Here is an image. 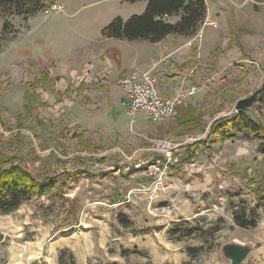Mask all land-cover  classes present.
I'll return each instance as SVG.
<instances>
[{
  "label": "rangeland",
  "instance_id": "1",
  "mask_svg": "<svg viewBox=\"0 0 264 264\" xmlns=\"http://www.w3.org/2000/svg\"><path fill=\"white\" fill-rule=\"evenodd\" d=\"M60 1L58 14L0 8V158L39 180L54 179L50 192L0 212V264H228L222 248L231 242L249 247L241 264H264V206L255 227L233 217L264 188L261 140L238 132L209 142L213 121L235 113L236 102L259 88L244 111L264 126V0H205V17L217 27L206 25L199 49L190 51L191 73L199 75L184 85L196 87L192 122L177 108L164 134L158 125L136 131L118 112L126 130L114 139L107 133L116 131L97 121L84 129V94L66 76L83 74L84 59L93 62L90 54L102 49L121 54L111 57L121 71L137 69L145 39L104 37L84 16L99 10L109 13L107 23L126 20L142 13L146 0ZM209 31L220 35L203 49ZM97 95L85 106L94 120L114 103ZM198 139L206 144L192 146ZM76 170L84 173L73 178ZM177 228L190 234L178 236Z\"/></svg>",
  "mask_w": 264,
  "mask_h": 264
},
{
  "label": "trees",
  "instance_id": "2",
  "mask_svg": "<svg viewBox=\"0 0 264 264\" xmlns=\"http://www.w3.org/2000/svg\"><path fill=\"white\" fill-rule=\"evenodd\" d=\"M135 1V0H129ZM10 6L17 15H29L42 8L40 0H0V8ZM207 5L205 0H146V7L140 14H132L126 20L120 16L114 17L101 28L104 37L145 39L149 42H157L168 35L192 36L199 28L206 15ZM176 16V20L170 17ZM264 100V93L262 94ZM244 132L261 140L257 145L259 153L264 155V126L252 119L244 110L222 116L215 119L210 127L209 142L220 143L226 139H232ZM210 143V144H211ZM206 144L205 139H198L192 146ZM1 159V158H0ZM0 161V212H8L16 209L20 204L32 196H40L54 186L52 177L37 179L32 172L19 163ZM84 173L76 170L71 173L73 178ZM264 177V174H263ZM254 206L244 209L240 213H234L235 223L242 228H252L257 225L258 208L264 206V188L256 195ZM123 225L130 223L127 218L117 215ZM176 233L189 235V228H177ZM68 252V257L73 260V254ZM241 264V263H240Z\"/></svg>",
  "mask_w": 264,
  "mask_h": 264
},
{
  "label": "crops",
  "instance_id": "3",
  "mask_svg": "<svg viewBox=\"0 0 264 264\" xmlns=\"http://www.w3.org/2000/svg\"><path fill=\"white\" fill-rule=\"evenodd\" d=\"M96 1L97 0H94L93 3ZM98 11L99 10H90V13L92 14L87 13L84 16V24H87V20L85 19H89L90 24L94 25L96 32L107 23L106 20L109 18V13L100 15ZM57 14L54 15L57 16ZM172 18L173 17H170L169 19L172 20ZM219 35V32L209 31L203 39V49H206L213 44L216 39L215 36ZM83 38L86 42L93 39V37L87 36L86 34L83 35ZM185 40L186 37L180 35H168L157 42L141 40V45L147 47L148 51L138 57V60L135 62V67L137 69H132L131 71L150 69L158 90L164 95H170L173 92V89L179 84L187 87V85H189L188 82H190L188 76H192V80L194 81L195 77L199 75L197 74V70L194 74L191 73L192 68H190V66L194 64L195 56L193 55H195V53L193 51L190 52L192 50L191 48L184 46ZM190 54L193 56L192 62L189 61ZM90 55L93 57L94 61L91 62L90 60L84 59V64L86 65L83 74L73 72L66 77L69 80V83H72L73 87L78 89H76L77 91L84 94V104L86 107H88L90 100L93 99L92 96L94 94L100 96V103H102L104 99L106 101L107 99H110V103L114 102L111 103L112 107H107L109 109L105 110V113H102V117L99 120H94L95 118H93L92 115H89V112L91 111L84 106V115L87 116L86 119L84 118V129L89 127L87 124H92L90 121H97V123L93 124L94 126H106L112 128V132L116 131L114 134H111V132L107 133V135L114 139L115 136L121 135L122 130H126L125 116L120 120L118 115V112L124 113V110L121 108V103H119L120 99H122L119 80L124 74L131 71H121L119 65L118 67L112 65L111 57L120 60L121 54L118 52L105 51L102 49L94 51ZM69 83H65V90L68 87L73 88L72 85L68 86ZM103 94H107L108 97H105ZM193 96L187 98L185 104L178 107V116H183L190 122L193 121V117L197 112L194 104L189 102ZM145 120L147 119L145 118L144 113L142 117L139 118L137 113L134 122V129L138 131V129H144L147 127L154 128L155 125H158L160 129L155 128L156 131L164 134L166 128L170 127L169 124L166 123L167 120L158 123H150L148 120V122Z\"/></svg>",
  "mask_w": 264,
  "mask_h": 264
},
{
  "label": "built area",
  "instance_id": "4",
  "mask_svg": "<svg viewBox=\"0 0 264 264\" xmlns=\"http://www.w3.org/2000/svg\"><path fill=\"white\" fill-rule=\"evenodd\" d=\"M40 2L42 4L41 12L45 15L64 11V6L60 0H40ZM206 25L217 27L215 21L205 17L201 27L185 40L184 46L199 49ZM119 86L122 90L121 105L129 118L130 126L134 125L136 115L140 111L144 113L147 120L153 123L175 116L177 108L185 104L187 98L196 92L195 86L185 88L179 84L170 95H164L158 90L150 69L135 70L124 74L119 80ZM163 145L170 147L168 142ZM154 168L155 170L158 169L156 166Z\"/></svg>",
  "mask_w": 264,
  "mask_h": 264
},
{
  "label": "water",
  "instance_id": "5",
  "mask_svg": "<svg viewBox=\"0 0 264 264\" xmlns=\"http://www.w3.org/2000/svg\"><path fill=\"white\" fill-rule=\"evenodd\" d=\"M262 91L263 88H259L249 96L239 99L235 104V112L249 108ZM222 249L228 264H240L249 252V247L240 242L225 244Z\"/></svg>",
  "mask_w": 264,
  "mask_h": 264
}]
</instances>
